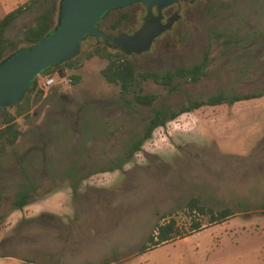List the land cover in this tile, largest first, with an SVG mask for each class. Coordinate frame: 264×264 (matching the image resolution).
Segmentation results:
<instances>
[{
    "label": "rangeland",
    "instance_id": "1",
    "mask_svg": "<svg viewBox=\"0 0 264 264\" xmlns=\"http://www.w3.org/2000/svg\"><path fill=\"white\" fill-rule=\"evenodd\" d=\"M30 1L0 0V20L25 6L6 31L14 42L6 55L25 45L23 28L48 6ZM59 2H53L54 23ZM179 7L182 22L160 44L157 62L190 66L208 59L206 76L179 94L140 84L143 94L159 97L154 104H137L133 92L122 95L101 74L107 59L87 57L106 43L89 37L76 55L77 68L39 75L40 89L56 79L39 102L29 94L20 106L0 110V128L4 115L25 110L15 119L16 144L0 142V196L8 197L0 202V264H264V97L184 112L168 122L169 131L155 129L129 163L116 165L154 107L264 90V0H195ZM138 8L112 12L104 22ZM128 59L141 64L148 58ZM72 75L80 77L77 84ZM27 184L38 186V196L22 210L29 218L17 219L11 201ZM193 197L235 215L185 233L184 208ZM44 212L54 217L50 223L38 220ZM171 217L183 237L140 254Z\"/></svg>",
    "mask_w": 264,
    "mask_h": 264
},
{
    "label": "trees",
    "instance_id": "2",
    "mask_svg": "<svg viewBox=\"0 0 264 264\" xmlns=\"http://www.w3.org/2000/svg\"><path fill=\"white\" fill-rule=\"evenodd\" d=\"M55 0H32L31 3L42 2L47 4L46 9L39 14L35 18V22L33 25L26 26L22 30L21 42L25 45L21 48H18L13 53L6 55V51L9 47L14 45L13 41H10L6 38V31L11 26V24L23 13L25 6H20L15 10L8 13L0 20V64L4 62L6 59L14 55L19 50H28L32 48L33 45L40 42L44 39L48 34H50L54 29L59 25V11H60V3L58 6V16L57 20L53 22V2ZM91 36H87L80 44ZM94 56H99L101 58L107 59L108 63L105 68L101 71L104 79L112 85H116L120 88V92L122 95H126L129 93L138 92L134 97V101L138 104H154L157 100V95L154 94H146L143 95L135 88V81L144 80L148 78H152L156 82H161L166 86L168 92L170 94L177 93L181 91V85L174 83L173 80L177 77L183 76H191L193 78V82H197L203 75L204 69L207 66V59H205L202 63L197 64L188 69H178L175 72H168L166 74H150L147 72H140L131 61L126 60L119 56L118 54L107 51L104 46L95 47L93 51L89 52L87 57L89 59ZM76 56L72 59L65 61L61 64H57L55 66H51L49 69L43 71L42 74H51V70L57 67L65 66L68 68H77L79 63L75 60ZM39 76L36 77L28 90L20 100V102L8 107H17L20 106L21 103L25 100L27 95L35 94L36 99H34L33 103H37L41 100L43 96V90L39 88ZM80 80V77L77 75H72V81L74 84H77ZM264 97V90L260 92L246 93V94H228L224 92H220L216 95L210 96L205 100H194L187 101L182 104L181 108H174V104L167 103L164 106L154 107L152 110L153 117L150 124L147 125L146 129L142 134H140L136 139H134L127 148L125 153L124 160L118 161L116 164L117 167H122L123 164L129 162L133 159L135 154L141 151L144 143L151 138L153 131L159 127L165 126L169 121L175 119L180 114L187 111H195L202 107H214L219 105H229L232 106L238 102L250 101L257 98ZM8 108L0 107V110H7ZM25 110L20 109L16 115H4L2 119V128H0V142H3L7 145H14L19 137L21 136V132L17 128V123H15V119L18 116H22ZM73 188L76 189V185H73ZM38 186L36 184H27L21 190H19L16 195L13 197L11 204L14 210H23L26 206L33 204L38 196ZM6 199L8 197L2 198L1 200ZM184 214L188 217V227L184 226L185 233L192 234L196 231L203 229L205 226H210L213 224L221 223L224 220H227L235 215V211L231 208H223L215 210L211 207H208L202 204L201 199L198 197H193L186 203L184 208ZM183 228L179 225V222L175 218H170L168 221L158 224L154 231L148 236L145 242L141 245L139 249L140 254H144L145 252L160 246L162 244L168 243L176 238L183 237L182 230Z\"/></svg>",
    "mask_w": 264,
    "mask_h": 264
},
{
    "label": "water",
    "instance_id": "3",
    "mask_svg": "<svg viewBox=\"0 0 264 264\" xmlns=\"http://www.w3.org/2000/svg\"><path fill=\"white\" fill-rule=\"evenodd\" d=\"M179 0H61L59 25L44 39L28 50H19L0 64V107L8 108L22 99L32 81L51 66L61 64L75 57L81 42L87 37H105L98 30V21L108 12L127 7L135 2L159 9ZM147 20L134 36L122 38L126 54L139 53L146 48L143 43L131 47L136 39H143L151 29ZM161 30V29H157ZM145 48V49H143Z\"/></svg>",
    "mask_w": 264,
    "mask_h": 264
},
{
    "label": "flooded vegetation",
    "instance_id": "4",
    "mask_svg": "<svg viewBox=\"0 0 264 264\" xmlns=\"http://www.w3.org/2000/svg\"><path fill=\"white\" fill-rule=\"evenodd\" d=\"M186 1H195V0H179L177 2L170 4V5L164 6L160 9L157 6H153L150 11L148 9V6L141 3V2H135V3H133L127 7L112 10V11L108 12L107 14H105L97 23L98 30H100L105 35V37L101 36L98 38H102L104 40V42L106 43V45L104 47L107 50L113 49L116 52L115 54H118L119 56H121L122 58H124L126 60H129L128 57H131V56H133L135 58L143 57V56L145 58H148L147 61H145L141 64L137 63V61H136V63L131 61L132 64L135 66V68L138 69L140 72H147L150 74H157V73L158 74H166L168 72H175L178 69L191 68L197 64L202 63L205 59H207V55H205L203 61L193 63L190 66H185L183 64L173 66L172 64H168V62H160V63L157 62V59L164 54L163 49H164L165 45H160V44L162 42H167V36L169 34L178 32V26L182 22V16L180 15L179 5L182 2H186ZM135 5H140L142 8L141 9L138 8L136 11L120 14V15L116 16L110 23L106 24L104 22L105 18L109 14H111L112 12L123 11V10L129 9ZM147 20L152 21L150 31H148L146 35L141 37L143 39H138V40L136 39L135 41H132L130 43V45H131L130 49H131V47H135L133 45H137V43H143V46H141V47H144L145 45L148 44L147 46H145L146 49L143 48L145 50L141 51L139 53L131 52L130 54H126L122 48V45H121L122 38L124 36L132 37V36L136 35L142 29L143 25L145 24V22ZM157 29H161V30H157ZM147 54H152V55L147 57ZM207 68H208V59H207V66L204 69L205 73L199 80H197V82H193V78L189 75L183 76L180 78L177 77L173 80V82L180 84L181 90H182V88L185 86L193 85V84H196L199 81H201L202 78L204 76H206ZM135 83H136L135 84L136 90L139 91L141 94H143V92L140 88V84L160 85L166 90L167 94H170L168 92V89L166 88V86L164 84H162L161 82H156L152 78H148V79H144V80H137V81H135ZM180 92L173 93L170 95L179 94ZM137 93L138 92H135L134 95L136 96ZM143 95H146V94H143ZM158 99H159V97L157 96V100ZM189 100L194 101L190 98L187 101H189ZM140 105H151V104H140ZM164 105H167V103H163L160 106H164ZM224 105H226V104H224ZM172 107L181 108V107H183V105H174V106L172 105ZM152 117H153V113L148 120H145V123L143 125V129H142V133L146 129L147 125L150 124ZM3 145H5V144L1 143V146H3ZM8 146H10V145H8ZM11 146H13V145H11ZM129 162H126L125 164H127ZM125 164H123V166ZM122 167H119V169ZM32 218H34V217H32ZM53 218L54 217L50 213L44 212V213H41L38 220H42L43 223H47V222L50 223L51 219H53ZM30 220H31V218H30Z\"/></svg>",
    "mask_w": 264,
    "mask_h": 264
},
{
    "label": "built area",
    "instance_id": "5",
    "mask_svg": "<svg viewBox=\"0 0 264 264\" xmlns=\"http://www.w3.org/2000/svg\"><path fill=\"white\" fill-rule=\"evenodd\" d=\"M56 83V79L54 77H50L46 79L42 84H41V89L46 90L52 86H54ZM167 127V131H169V123L165 125ZM160 129H163V127H160Z\"/></svg>",
    "mask_w": 264,
    "mask_h": 264
},
{
    "label": "crops",
    "instance_id": "6",
    "mask_svg": "<svg viewBox=\"0 0 264 264\" xmlns=\"http://www.w3.org/2000/svg\"><path fill=\"white\" fill-rule=\"evenodd\" d=\"M15 213H18L17 219L29 218L28 216L22 214V210H14L13 214Z\"/></svg>",
    "mask_w": 264,
    "mask_h": 264
}]
</instances>
